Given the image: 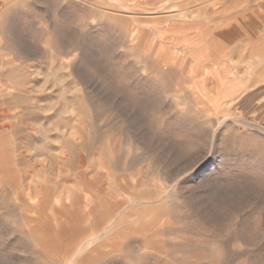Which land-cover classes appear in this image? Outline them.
Segmentation results:
<instances>
[{"label":"rangeland","instance_id":"374dc122","mask_svg":"<svg viewBox=\"0 0 264 264\" xmlns=\"http://www.w3.org/2000/svg\"><path fill=\"white\" fill-rule=\"evenodd\" d=\"M261 203L264 0H0V264H264Z\"/></svg>","mask_w":264,"mask_h":264},{"label":"crops","instance_id":"0c3cea01","mask_svg":"<svg viewBox=\"0 0 264 264\" xmlns=\"http://www.w3.org/2000/svg\"><path fill=\"white\" fill-rule=\"evenodd\" d=\"M157 36L160 38V39H164L165 41L166 40H169L171 42H165V44L163 45L164 48H169V50H175V46L176 44H174V41L173 39H175V37L171 34V30L170 29H157ZM177 39V38H176ZM178 41V39H177ZM160 46V45H159ZM158 46V48H159ZM157 48V49H158ZM156 49L154 51V55H155V58L158 59L160 61V58L163 54V52H159V53H156ZM161 63V61H160ZM204 64L206 65V61L204 62ZM169 67H175L176 66V63L175 64H169L168 65ZM225 75H224V72L223 71H216V75L214 76V78H212V84H214V87H215V90L216 92L214 93H203L204 92V86L202 85H205L206 84V81L204 83V81H196V85L198 86L199 88V91L200 92H196L197 96L200 97V100L202 102V104L209 110V111H216L220 108V106L224 103V102H228L232 97L229 95V94H232L233 91L229 90L230 89V85L226 86V83L225 81L223 82V79H224ZM208 84V83H207ZM203 88V89H202ZM228 92H231V93H228Z\"/></svg>","mask_w":264,"mask_h":264},{"label":"bare ground","instance_id":"6f19581e","mask_svg":"<svg viewBox=\"0 0 264 264\" xmlns=\"http://www.w3.org/2000/svg\"><path fill=\"white\" fill-rule=\"evenodd\" d=\"M255 199H257V198H255ZM263 202V201H262ZM220 204H221V202H220ZM228 204V203H227ZM226 204V205H227ZM218 206V205H217ZM223 206H225V205H223ZM229 206V205H228ZM228 206H227V208H228ZM201 207V206H200ZM214 207V206H213ZM220 207V206H219ZM230 207H231V205H230ZM198 208V207H197ZM196 208V209H197ZM215 208V207H214ZM195 209V210H196ZM198 209H200V208H198ZM204 209V208H203ZM217 209H219V208H217ZM216 209V210H217ZM230 209V208H229ZM240 209V208H239ZM257 210H254L255 212L254 213H259V214H262V219L261 218H255L254 220H253V224H252V226L248 229V231L247 232H242L241 230L240 231H235V232H232L231 233V230H230V228H231V225L230 226H228V229H227V231H226V233L225 234H223V238H222V235H221V238L222 239H224V240H226L227 242H231V241H234V242H236V241H249V243H251V244H257V243H262V242H264V203H261V205L258 207V208H256ZM227 210V209H226ZM198 211V210H197ZM201 211V210H200ZM213 211H214V209H213ZM218 211V210H217ZM217 211H215V213L214 214H216V212ZM231 211V210H230ZM195 212V211H194ZM211 212V211H210ZM228 212V211H227ZM235 212V211H234ZM197 214H198V212H196ZM206 213V212H205ZM212 213V212H211ZM229 213V215H227V220H229L228 222L229 223H231V213H233L232 211L231 212H228ZM209 214V213H208ZM218 214H220V213H218ZM224 214V213H223ZM206 215V214H205ZM211 215V214H210ZM209 215V217H211ZM196 216H198V215H196ZM202 216V215H201ZM200 216V217H201ZM203 216H204V214H203ZM223 216V215H222ZM215 218V217H214ZM217 219V218H216ZM202 219L200 218V221H201ZM210 220V219H209ZM208 220V221H209ZM216 221V220H215ZM218 221H221V220H218ZM204 222H205V220H204ZM211 222H213V220H211ZM206 224H207V221H206ZM209 224H210V222H209ZM215 224V223H214ZM205 225V224H204ZM203 225V226H204ZM201 226V225H200ZM209 226V228H210V225H208ZM227 226V225H226ZM226 226H223V227H226ZM242 226H243V223H242ZM246 226V225H245ZM244 226V227H245ZM206 227V226H205ZM216 227V226H215ZM219 227H220V224H219ZM247 227V226H246ZM213 228V227H212ZM222 228V227H221ZM220 228V229H221ZM216 231V230H215ZM171 234H174V233H171ZM263 244V243H262ZM263 253V252H262ZM229 254V253H228ZM230 255V254H229ZM261 256H263V255H261ZM228 259V258H227Z\"/></svg>","mask_w":264,"mask_h":264}]
</instances>
